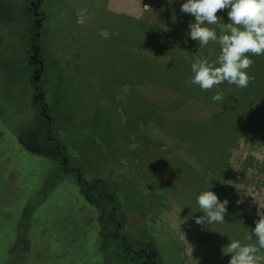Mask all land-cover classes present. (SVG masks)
I'll use <instances>...</instances> for the list:
<instances>
[{
  "label": "rangeland",
  "instance_id": "rangeland-1",
  "mask_svg": "<svg viewBox=\"0 0 264 264\" xmlns=\"http://www.w3.org/2000/svg\"><path fill=\"white\" fill-rule=\"evenodd\" d=\"M182 2L41 0L43 69L37 83L54 124L50 135L57 134L67 148L70 166L80 163L91 175L118 167L135 182L128 186L125 174L114 171L108 179L119 192V213L127 214V224L136 226L133 208L142 204L136 192L151 199L162 193L165 206L152 216L163 224L153 236L165 259L228 264L222 247L229 237L247 243L257 209L264 208V133L259 123L250 138L239 136L232 144L199 135L196 124L225 106L185 81L192 76L191 61H214L220 46L210 41L199 47L187 36L194 17L180 12ZM27 4L0 0V264H97V225L65 177L70 174L47 156L23 149L22 143L46 150L34 134L31 73L22 61L31 22ZM217 16L228 22L227 9ZM248 55L258 74L248 73L246 88L264 92V55ZM211 90L233 95L235 88L224 82ZM96 139L104 157L92 147ZM220 164L224 177L214 185L212 167ZM210 184L229 203L224 223L202 227L194 222L203 215L196 197Z\"/></svg>",
  "mask_w": 264,
  "mask_h": 264
},
{
  "label": "clouds",
  "instance_id": "clouds-1",
  "mask_svg": "<svg viewBox=\"0 0 264 264\" xmlns=\"http://www.w3.org/2000/svg\"><path fill=\"white\" fill-rule=\"evenodd\" d=\"M172 3L173 0H168ZM227 9L228 22L217 16L218 10ZM180 12L190 14L194 21L188 24L187 36L205 47L210 41L217 42L220 54L214 61L207 58H195L191 61L188 86L198 85L201 90H209L224 82L238 88H246L252 79L248 74L253 56L264 55V0H183ZM175 19V17L173 18ZM215 26V27H210ZM128 92V86L122 89ZM219 92L212 96L220 101ZM212 185L201 191L196 197L199 211L203 214L195 217L197 225L222 224L227 213V199L220 200L211 190ZM264 208L258 207V219L254 228L240 239L229 237V243L222 247L224 255H230L228 264H264ZM223 234V233H222ZM255 237V243H252Z\"/></svg>",
  "mask_w": 264,
  "mask_h": 264
},
{
  "label": "flooded vegetation",
  "instance_id": "flooded-vegetation-1",
  "mask_svg": "<svg viewBox=\"0 0 264 264\" xmlns=\"http://www.w3.org/2000/svg\"><path fill=\"white\" fill-rule=\"evenodd\" d=\"M40 5L41 0H28L26 12L30 16L31 22L28 41L22 45L24 48L22 61L30 67L31 75H29L30 77L27 80L29 79L31 83L29 88L33 95L32 107L35 109L34 114L37 126L40 124L44 129L46 150L39 148L33 151V149H29L21 142L24 150L32 155L47 156L49 160L54 161L53 165L60 168L61 172L67 175L70 174L65 177L77 187L82 199L81 204L86 208L89 207L88 210L92 213L90 214L91 218L94 219L97 225L96 236L99 240L97 264H105L104 259L106 258V262L121 260L125 264H181V260L177 261L178 258L172 257V259L167 261L154 240L153 233H159L163 230V224L150 214V203L143 202L139 194H136L142 206L138 205L133 208L136 226L131 227V224H127V214L123 213L122 216L119 213V192L116 189L107 190L106 192L104 189L105 186L102 179L107 177V175L105 173L91 175L86 167L80 163H78V168L70 166V158L72 159V157L68 154L67 148L61 145V140H59L57 134H53L54 136L50 135L54 133V124L47 113L46 105L42 100L43 93L37 83L43 69V62L39 57V36L45 14L41 10ZM12 50L13 54L17 52L15 48ZM35 76L38 78L35 79ZM39 115L43 119H39ZM93 144L94 146L92 147L99 148L102 157H104L98 142L94 141ZM104 202L107 203V206L103 204ZM106 207L107 209L105 210ZM84 263L82 261L70 264Z\"/></svg>",
  "mask_w": 264,
  "mask_h": 264
},
{
  "label": "trees",
  "instance_id": "trees-1",
  "mask_svg": "<svg viewBox=\"0 0 264 264\" xmlns=\"http://www.w3.org/2000/svg\"><path fill=\"white\" fill-rule=\"evenodd\" d=\"M247 71L249 74L255 76L257 70L251 67ZM258 76V75H257ZM256 76V77H257ZM172 85V84H171ZM182 86V85H181ZM232 86V85H231ZM235 88L233 95L225 94L224 91L219 92L222 96V99L220 101H214L215 103L221 104L225 106V109H222L220 112H218L214 117L209 118V120H202V122L196 124V126L199 128V135L204 137L205 135H209L211 138H228L229 144L233 143L239 136L243 137H249L252 136L255 133V129L253 125L255 124H262L259 129H261L264 133V92H262L259 87L255 88H238L235 85H233ZM202 90L204 91V95L206 98L212 100V96L217 93V90ZM186 94L188 93V90H186ZM234 94L240 95L241 97ZM231 97V99H230ZM186 96L182 98V102L185 100ZM173 109V107H171ZM39 119H43L41 115H39ZM193 125L190 126L192 128ZM188 129V128H187ZM173 131V130H170ZM36 132V133H35ZM87 132V129H86ZM34 134L36 136V139L41 143V146L45 144L44 138V129L42 128V125L39 124V126L36 127V130L34 131ZM95 135V134H94ZM96 137V135H95ZM195 137V135H194ZM97 138V137H96ZM195 138H193L194 140ZM192 140V142H193ZM98 142V140L96 139ZM99 144V143H98ZM228 144V145H229ZM27 146V145H25ZM30 147V146H27ZM24 149V148H23ZM30 149V148H29ZM36 150V149H35ZM36 156V155H34ZM109 162V159L106 158ZM227 160V158H226ZM225 160V162H226ZM51 161V160H50ZM54 162V161H53ZM53 162H51L53 164ZM110 163V162H109ZM225 165V163H223ZM223 164H220L217 166L212 167L213 174L210 176L211 181L213 184H218L217 181H220L224 177V175L220 174V170L224 169L225 166ZM263 173H264V161L262 163ZM109 172L107 171V177H104L102 179L103 185L105 186V190H113L108 184V179L112 178V173L118 172L119 174H125V182L129 186H134L135 182L128 177L126 173L120 172L121 170L117 167H109ZM218 170V171H217ZM217 172V173H216ZM163 193L166 194L167 190L162 189ZM159 192V191H158ZM137 194V192H136ZM162 193H158L157 197L154 198H148L146 196H140L141 200L143 202L150 203L149 210L150 214L152 215L156 210L160 209L164 204L162 202ZM105 206H107V203H103ZM165 206V205H164ZM107 207L105 208V210ZM159 220V219H158ZM160 221V220H159ZM162 223V222H161ZM166 228H169L168 226L164 225ZM170 229V228H169ZM171 230V229H170ZM172 231V230H171ZM176 238L177 243L178 238ZM173 238V239H174ZM180 242L178 243V248L180 247Z\"/></svg>",
  "mask_w": 264,
  "mask_h": 264
},
{
  "label": "water",
  "instance_id": "water-1",
  "mask_svg": "<svg viewBox=\"0 0 264 264\" xmlns=\"http://www.w3.org/2000/svg\"><path fill=\"white\" fill-rule=\"evenodd\" d=\"M38 77L37 76H35V79H37Z\"/></svg>",
  "mask_w": 264,
  "mask_h": 264
}]
</instances>
